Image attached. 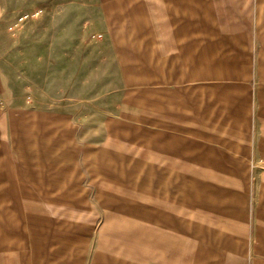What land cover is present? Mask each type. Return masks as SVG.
Segmentation results:
<instances>
[{
  "label": "rangeland",
  "instance_id": "1",
  "mask_svg": "<svg viewBox=\"0 0 264 264\" xmlns=\"http://www.w3.org/2000/svg\"><path fill=\"white\" fill-rule=\"evenodd\" d=\"M156 15L0 0V264L264 262V88L221 79L198 15L155 55Z\"/></svg>",
  "mask_w": 264,
  "mask_h": 264
},
{
  "label": "crops",
  "instance_id": "2",
  "mask_svg": "<svg viewBox=\"0 0 264 264\" xmlns=\"http://www.w3.org/2000/svg\"><path fill=\"white\" fill-rule=\"evenodd\" d=\"M155 2L157 32L154 37L152 34L146 36L147 40L150 38L154 41L149 49L154 50L155 55L161 58L181 55V50L185 49L190 54L188 50L195 44L194 25L198 15L200 20L203 19L204 35L214 40L217 46L219 64L224 73L221 79L234 82L232 85L238 88H264V0ZM179 9L182 10V18ZM181 22L184 23L179 25ZM179 39L188 40L184 47H180ZM255 264L264 262L258 261Z\"/></svg>",
  "mask_w": 264,
  "mask_h": 264
}]
</instances>
